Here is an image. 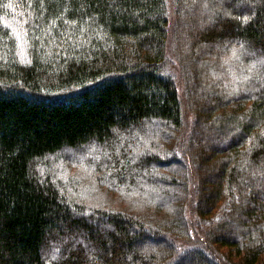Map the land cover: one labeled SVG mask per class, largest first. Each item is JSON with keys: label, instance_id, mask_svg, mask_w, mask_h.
<instances>
[{"label": "trees", "instance_id": "16d2710c", "mask_svg": "<svg viewBox=\"0 0 264 264\" xmlns=\"http://www.w3.org/2000/svg\"><path fill=\"white\" fill-rule=\"evenodd\" d=\"M0 264H264V0H0Z\"/></svg>", "mask_w": 264, "mask_h": 264}, {"label": "rangeland", "instance_id": "374dc122", "mask_svg": "<svg viewBox=\"0 0 264 264\" xmlns=\"http://www.w3.org/2000/svg\"><path fill=\"white\" fill-rule=\"evenodd\" d=\"M22 47H23V45H22ZM23 54V53H22ZM173 72H175L176 73V71L175 70H173ZM66 153H68L69 155H71L69 152H66ZM73 153V152H72ZM81 180H84L85 181V178L84 177H81ZM84 187H85V191H83V197H82V200L85 202V203H87L88 204V206H90V205H92V206H95V205H98L96 202H94L93 200H90L91 198V194L93 193H95V192H93V190H95V189H97V192H102L103 193V187L102 186H100V185H97L96 187H93V185H91V184H86V185H84ZM88 196H87V195ZM108 194V197H110V198H114V194H115V192H112V191H110V192H108L107 193ZM96 195V194H95ZM187 214L189 215V211L187 212ZM198 238L200 239L201 238V236L199 235L198 236ZM192 240L196 243V241H197V238L195 237V236H193V238H192Z\"/></svg>", "mask_w": 264, "mask_h": 264}]
</instances>
